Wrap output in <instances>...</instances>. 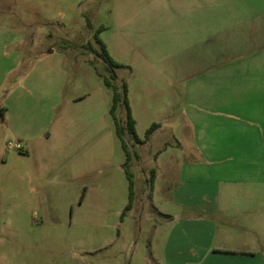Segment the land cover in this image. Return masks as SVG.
I'll use <instances>...</instances> for the list:
<instances>
[{"label":"crops","instance_id":"crops-1","mask_svg":"<svg viewBox=\"0 0 264 264\" xmlns=\"http://www.w3.org/2000/svg\"><path fill=\"white\" fill-rule=\"evenodd\" d=\"M32 2L0 0V91L7 76L26 64L25 54L50 36L24 42L33 25L27 18ZM120 2L125 13L118 16V26L142 57L126 83L136 135L133 102L141 94L144 104L151 103L150 93L158 90L159 104L146 107L156 127L147 139H138L147 143L163 130L170 137L148 169L151 191L142 170L145 196L150 194L158 214L170 216L156 225L152 240L168 230L162 251L168 264H264V0H157L152 13L147 8L138 16L128 13L136 6L133 0ZM8 49L16 52L9 63ZM50 57L52 50L43 51L39 61L29 63V73L51 74ZM25 78L18 76L14 83L21 85ZM31 78L30 87L51 92L52 79ZM61 100L59 93L56 104ZM94 114L73 116L88 118L92 128ZM22 117L8 109L0 115L5 129L0 161L8 137L28 143L52 136L42 129L35 133L33 124L23 128ZM64 119L48 117L57 136L68 128Z\"/></svg>","mask_w":264,"mask_h":264},{"label":"rangeland","instance_id":"rangeland-1","mask_svg":"<svg viewBox=\"0 0 264 264\" xmlns=\"http://www.w3.org/2000/svg\"><path fill=\"white\" fill-rule=\"evenodd\" d=\"M133 1L136 6L128 13L138 16L147 8L152 13L157 0H146L144 5ZM32 3L27 18L33 25L25 31L24 42L30 44L31 36H50L42 47L25 54V65L7 76L0 91V108L23 116V128L33 124L35 133L42 129L52 136L46 139L43 134L28 143L7 138L6 143H16L18 149H6L5 144L0 161V264H168L162 252L168 230H160L152 240L156 225L163 220L145 196L142 177L144 170L148 179L154 154L170 140L165 130L154 133L136 149L123 131L131 160L127 168L134 182L131 208L124 211L128 203L122 168L125 154L109 115L111 90L102 77L110 80L114 76L113 82L127 83L134 74L132 66L138 67L142 57L118 26V16L125 13L120 0ZM98 28V38L121 68L109 71L93 55L92 50L99 51L93 39ZM48 50H52L51 74L39 70L31 75L29 63L39 61L41 53ZM4 51L9 63L16 52ZM25 75L21 85L14 83ZM30 78L52 79L51 92L49 87L48 92L46 87H30ZM59 93L63 100L56 104ZM160 97L155 90L149 96L151 103L144 104L141 94L133 102L141 139L153 121L146 107L158 105ZM90 111L95 113L92 128L88 118L73 116L81 113L87 117ZM53 115L65 118L67 130H58L62 136H57L55 126L48 122ZM116 115L123 125V110H117ZM4 130L0 127L1 138ZM73 144L80 145L79 149L69 148Z\"/></svg>","mask_w":264,"mask_h":264},{"label":"trees","instance_id":"trees-1","mask_svg":"<svg viewBox=\"0 0 264 264\" xmlns=\"http://www.w3.org/2000/svg\"><path fill=\"white\" fill-rule=\"evenodd\" d=\"M101 31V28H98L93 33V39L96 42V44L99 47V51L92 50V53L95 57L100 59L107 70L111 69H117L121 68L122 65L115 62L108 54L105 45L102 43V41L98 38V34ZM100 76V75H99ZM115 80L114 76H111V79L102 77V82L105 87L109 88L111 90V104L109 108V115L114 123L115 132L118 135V137L121 140V147L125 154V161L122 164V168L127 180V187H128V203L124 208V211H127L131 208L132 203V196H133V181L131 174L128 171L127 165L128 161L130 159V155L127 151L126 145L122 139L123 131H125L132 139L134 143H140V140L138 139L136 132H135V122L131 116L130 113V107L128 104L127 99V85L125 82L121 83H115L113 82ZM122 109L124 112V119H123V125L120 124L116 112L117 110ZM0 115L3 118L4 116V109L0 108ZM156 127L155 124H151L150 127L146 130L144 134V139H147L153 128ZM152 182H153V174L147 179L146 186L149 191L152 189ZM148 197L150 198V194H148ZM124 212L121 213L120 217H122ZM163 219L169 220L170 216L168 215H162L159 214Z\"/></svg>","mask_w":264,"mask_h":264},{"label":"built area","instance_id":"built-area-1","mask_svg":"<svg viewBox=\"0 0 264 264\" xmlns=\"http://www.w3.org/2000/svg\"><path fill=\"white\" fill-rule=\"evenodd\" d=\"M13 148L18 149V145L13 142L6 143V149H13Z\"/></svg>","mask_w":264,"mask_h":264}]
</instances>
